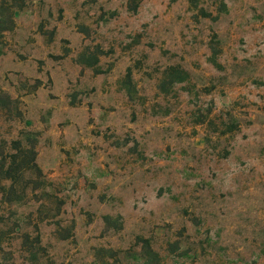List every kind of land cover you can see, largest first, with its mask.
<instances>
[{
	"label": "rangeland",
	"instance_id": "rangeland-1",
	"mask_svg": "<svg viewBox=\"0 0 264 264\" xmlns=\"http://www.w3.org/2000/svg\"><path fill=\"white\" fill-rule=\"evenodd\" d=\"M42 82L102 165L41 152ZM0 264H264V0H0Z\"/></svg>",
	"mask_w": 264,
	"mask_h": 264
},
{
	"label": "crops",
	"instance_id": "crops-1",
	"mask_svg": "<svg viewBox=\"0 0 264 264\" xmlns=\"http://www.w3.org/2000/svg\"><path fill=\"white\" fill-rule=\"evenodd\" d=\"M48 67V66H47ZM47 69L41 71L40 77L41 80L44 78L45 74L47 75ZM50 76L53 79L55 84L62 85V88L65 90L69 77L71 79H76L80 73V68L77 65L70 68V70L62 69L60 66H57L56 69L49 66ZM44 83L36 91V94H27L22 99L33 104L36 103L40 106L51 107L53 109V119L50 121L54 133L50 136L48 145H45L41 148V152L45 151V155H51L52 149H55L53 156H67L69 152H74L77 149L82 151H87L86 166L90 169H95V167L102 165L99 163L100 159L107 161L111 157V153L114 151L109 146L107 148L106 142L102 134H97L92 131L94 123L89 122L90 115L95 116V112L98 111L99 105L94 104L93 110L89 107L88 103L84 100L76 102L74 105H64L66 101L65 93L59 91L56 93V96H50L46 92ZM60 108H63L61 110ZM94 111V112H93ZM64 115V122L59 124L60 120H56V117ZM80 114V116H79ZM86 119H82V115ZM97 121V118H95ZM89 122V123H88ZM88 129V131H87ZM103 164L102 167H104Z\"/></svg>",
	"mask_w": 264,
	"mask_h": 264
},
{
	"label": "trees",
	"instance_id": "trees-1",
	"mask_svg": "<svg viewBox=\"0 0 264 264\" xmlns=\"http://www.w3.org/2000/svg\"><path fill=\"white\" fill-rule=\"evenodd\" d=\"M33 153H34V152H33ZM33 166H36V163L33 164ZM36 167H37V166H36ZM37 169H38V167H37ZM10 170H11V166L8 167V170H7V172H6L8 176H9V174H10ZM10 187H12V186H10ZM142 242H143V243L146 245V247H147L148 241L145 239V240H143ZM150 252L152 253V251H150ZM153 255H155L154 252H153Z\"/></svg>",
	"mask_w": 264,
	"mask_h": 264
}]
</instances>
